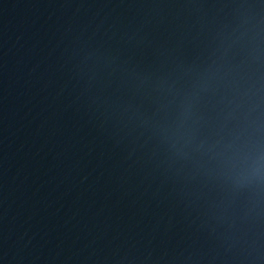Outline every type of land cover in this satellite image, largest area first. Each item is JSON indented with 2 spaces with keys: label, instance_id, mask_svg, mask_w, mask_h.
<instances>
[{
  "label": "water",
  "instance_id": "water-1",
  "mask_svg": "<svg viewBox=\"0 0 264 264\" xmlns=\"http://www.w3.org/2000/svg\"><path fill=\"white\" fill-rule=\"evenodd\" d=\"M0 264H264V0H0Z\"/></svg>",
  "mask_w": 264,
  "mask_h": 264
}]
</instances>
